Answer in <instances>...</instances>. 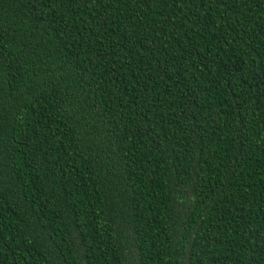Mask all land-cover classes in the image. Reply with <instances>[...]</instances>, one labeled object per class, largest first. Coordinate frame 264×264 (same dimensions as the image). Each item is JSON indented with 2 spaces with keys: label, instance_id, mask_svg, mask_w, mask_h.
I'll return each instance as SVG.
<instances>
[{
  "label": "trees",
  "instance_id": "16d2710c",
  "mask_svg": "<svg viewBox=\"0 0 264 264\" xmlns=\"http://www.w3.org/2000/svg\"><path fill=\"white\" fill-rule=\"evenodd\" d=\"M0 264H264V0H0Z\"/></svg>",
  "mask_w": 264,
  "mask_h": 264
}]
</instances>
